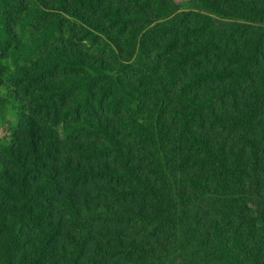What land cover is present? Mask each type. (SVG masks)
<instances>
[{"label": "trees", "instance_id": "1", "mask_svg": "<svg viewBox=\"0 0 264 264\" xmlns=\"http://www.w3.org/2000/svg\"><path fill=\"white\" fill-rule=\"evenodd\" d=\"M0 264H264V0H0Z\"/></svg>", "mask_w": 264, "mask_h": 264}, {"label": "rangeland", "instance_id": "2", "mask_svg": "<svg viewBox=\"0 0 264 264\" xmlns=\"http://www.w3.org/2000/svg\"><path fill=\"white\" fill-rule=\"evenodd\" d=\"M6 134V130L0 131V139Z\"/></svg>", "mask_w": 264, "mask_h": 264}]
</instances>
